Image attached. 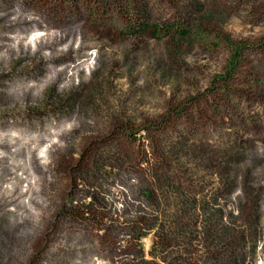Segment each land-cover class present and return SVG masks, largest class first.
<instances>
[{
	"label": "rangeland",
	"instance_id": "1",
	"mask_svg": "<svg viewBox=\"0 0 264 264\" xmlns=\"http://www.w3.org/2000/svg\"><path fill=\"white\" fill-rule=\"evenodd\" d=\"M0 61V264H264V0H0Z\"/></svg>",
	"mask_w": 264,
	"mask_h": 264
},
{
	"label": "trees",
	"instance_id": "2",
	"mask_svg": "<svg viewBox=\"0 0 264 264\" xmlns=\"http://www.w3.org/2000/svg\"><path fill=\"white\" fill-rule=\"evenodd\" d=\"M19 19H20V21H16V22L23 23L25 21L24 18L21 19L18 17L15 20H19ZM127 20L129 21V26L127 28H125V30L121 31V33L123 35H127V36H136V35L144 34V33L148 32L152 38H160V39L161 38H173L176 40L193 38L196 40H207L209 37V34H210L209 28H204L203 26L198 25V24L195 26V29L192 30V29L187 28L180 21L177 23L176 22L149 23L148 21H145L142 19L131 18V16L129 18H127ZM31 21H33V20H31ZM19 32L22 33V31H20V30H19ZM33 36H35V35H33ZM223 40L229 46L230 57L228 58L227 63L225 65L223 75L218 77L217 79L220 80L221 82L225 83L233 77V75L235 73L234 70L237 68L238 64L242 61L244 51L248 48L244 43L232 42L228 37H225ZM12 52H13V50L11 49V53ZM37 52H39V50L35 51V53H37ZM11 53L9 55V61L14 55V53H12V54ZM17 57H19V56H17ZM13 58H15V57H13ZM0 62H2V61H0ZM9 68H10V62L7 64V66H3V64L0 63V71H5V70H8ZM35 82H36V80H35ZM57 82L62 84V82H60V81H57ZM51 83H53V82H51ZM27 84H29V82L26 79H24V80L23 79H15L12 82L6 84V86H5L6 95L9 97V99L11 100V102L13 104H15L14 100L16 102H17V100L15 99V97L10 95V93H12V91H14V90L19 89V86L27 85ZM72 87H74V85ZM30 91H32V90L29 89L28 92H26L25 94H21L20 98L24 99V100L30 99L31 98V92ZM22 108L23 107L17 108V109H22ZM60 123L61 122L45 123L43 125V127L40 128L42 131V134H40V135L33 134L32 136H35V137L41 138V139H46L50 135L49 128L51 127L53 129H57V127L59 126Z\"/></svg>",
	"mask_w": 264,
	"mask_h": 264
}]
</instances>
